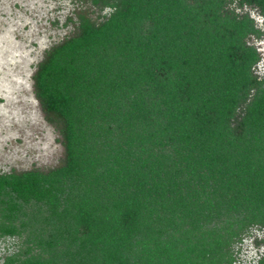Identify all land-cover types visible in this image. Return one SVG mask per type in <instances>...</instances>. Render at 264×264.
Segmentation results:
<instances>
[{"label":"trees","instance_id":"1","mask_svg":"<svg viewBox=\"0 0 264 264\" xmlns=\"http://www.w3.org/2000/svg\"><path fill=\"white\" fill-rule=\"evenodd\" d=\"M88 1L34 77L63 164L0 174L3 264H237L264 232L263 31L237 9L264 0Z\"/></svg>","mask_w":264,"mask_h":264},{"label":"rangeland","instance_id":"2","mask_svg":"<svg viewBox=\"0 0 264 264\" xmlns=\"http://www.w3.org/2000/svg\"><path fill=\"white\" fill-rule=\"evenodd\" d=\"M88 0H0V174L60 167L65 148L58 126L47 120L35 93L38 65L54 46L75 34L79 15L102 21ZM254 18L263 31L252 37L263 59L257 74L264 75V20L249 8L237 9ZM264 232L253 231L236 246L237 264H256L264 252ZM0 240V264L16 249Z\"/></svg>","mask_w":264,"mask_h":264}]
</instances>
